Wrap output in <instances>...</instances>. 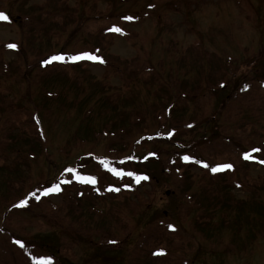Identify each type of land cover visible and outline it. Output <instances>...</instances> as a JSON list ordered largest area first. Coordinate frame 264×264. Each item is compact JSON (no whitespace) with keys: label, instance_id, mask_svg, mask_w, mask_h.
<instances>
[{"label":"rangeland","instance_id":"obj_1","mask_svg":"<svg viewBox=\"0 0 264 264\" xmlns=\"http://www.w3.org/2000/svg\"><path fill=\"white\" fill-rule=\"evenodd\" d=\"M22 1L26 2L22 16L38 13L39 1ZM10 3L2 0L0 7L7 9ZM50 5H56L60 14V7L71 12L77 8V12L60 27L51 25L50 35L62 30L58 45L42 47L39 53L25 44L28 64L52 49L77 54L95 47L102 51L103 63L88 59L86 67L67 68L68 76L59 67H33L24 73L33 85L20 79V67L0 77V107L8 99L24 101L2 116L9 117L12 127L0 134V158L12 170L14 163L19 172L12 182L18 192L0 188V226L24 247L0 233V245L10 249L0 250V264H27L32 255L50 264H106L98 255L100 249L112 250L113 256L122 254L124 264H181L193 256L194 264H264V228L257 231L255 227L251 234L244 221L223 224L225 212H219L224 204L232 213L238 206L244 214L251 213L250 179L264 183V149L249 150L250 158H242L250 147L264 144V0H58L56 4L49 0L42 3L44 14H49ZM31 17L33 27L40 26L44 35L41 17ZM9 20L12 25L0 18V58L12 65L19 62L18 55L3 44L18 41L20 21L15 13ZM113 26L126 34L110 31ZM140 64L147 65L151 76L155 74L142 87L137 80ZM170 73L178 89L168 91L165 83L161 91L157 84L150 88L156 75L169 81ZM241 83L245 86L240 87ZM99 88L113 93L120 113L126 109L134 114L122 122L117 113L97 107L96 99L103 98ZM36 94L43 101L31 102L29 97ZM171 100L181 107L167 118L162 113ZM23 110H29L30 116H13ZM33 113L40 122L39 134L30 120ZM19 120L25 130L16 127ZM168 127L174 129V140L184 147L182 151L187 150L186 155L178 153L173 143L142 138L164 134ZM9 133L21 135L18 143ZM152 152L157 156L146 158ZM88 154L103 159L109 169L117 168V179L103 163L80 160ZM129 156L134 159L126 161ZM184 156L190 160L185 162ZM228 163L234 169H226L227 173L211 171ZM77 167L85 178L76 179L91 187H66L64 193L47 194L51 187H39L41 193L28 203V209L12 206L20 195L53 182L63 170L74 176L72 169ZM221 183L227 187L221 189ZM206 185L218 189L214 196L205 193ZM78 194L87 197L78 200ZM77 208L86 213L84 221L90 226L85 229L87 241L75 234L82 221L73 223L80 214L74 211L73 219L65 217L68 232H63L51 257L38 246L40 237L57 232V227H50L55 212ZM101 218L108 222L104 228L111 226L106 233L96 229ZM158 226L176 233H166L163 227L158 231ZM160 247L163 253L155 256L154 252H162ZM189 247L191 255L184 257L182 248Z\"/></svg>","mask_w":264,"mask_h":264},{"label":"trees","instance_id":"obj_2","mask_svg":"<svg viewBox=\"0 0 264 264\" xmlns=\"http://www.w3.org/2000/svg\"><path fill=\"white\" fill-rule=\"evenodd\" d=\"M5 1L7 3H8V1L12 2V4L10 3V5L7 6L8 7L7 9H3V7H0V14H3V16L6 19V21L4 23L12 25L9 19H10V16L13 15L14 13L16 15V19H19L20 22H18V25H19L18 38H17L18 41L14 42V43H13V41H11L7 45L3 44V46L6 47L7 49L14 50V52L18 55L19 62H17V64H13L12 63V65L11 64H6V63H4L2 58H0V77L3 76L6 72H9V71L17 72L16 68L20 67V71H23V73H19L20 79L26 81L28 83V85H31V84L33 85V83L31 82L32 79L31 78L29 79L28 75H27L29 69H31L33 67H38L40 70H45L47 68H52L53 69L55 67H59L60 70L62 69L64 71H66L67 68H71V67H74V66L76 67V69L78 67L83 68V67H86V66H88L90 64V61L88 59H81V60H77V61H72L70 59V57L79 55L81 53H90V54L95 55L97 57H100L102 59V57H101L102 54L100 53L102 51H100V49L96 48V47L91 49V50H89V48H84L83 50L81 49V50H79L77 52V54L73 53V52H64V51H62V49H58V51H56L55 49H52L50 51V54L46 53V55L44 57L40 56L37 60H34L33 63H31L29 65L28 64V59L26 57L27 55L24 52V50L26 49L25 48V44L28 43L27 45H29V47L31 49L35 48L37 50V52H39V53L42 51V49H43L42 47L45 48V46H46V48H48V46L54 47L55 45H58L59 44V35H62L61 34L62 30H59V32H55V30H53V33L50 35L51 25H57L58 27H60L61 23L64 21L65 18H67V20L72 19L73 15H75V13L77 12V8H75V12H73V11L71 12L68 7H60L61 8V14H60L59 11H58V8L56 7V5H50L51 10H50L49 14L46 15V14L43 13V10L45 9V7L42 6V3L43 2H47L49 0H34V1H39L40 2V5L38 7H36V10L38 11V13L35 14L33 12L30 16H22V14L24 13L23 8L26 6V2L25 1H22V0H8V1L5 0ZM53 1L56 4V2L58 0H50V2H53ZM0 2H2V0H0ZM16 5H18L19 8L16 7ZM34 15H38L39 19L41 17V20H43V24L42 25H44V27L46 28V31H44L45 32L44 35H43V30H41L40 26L33 27L32 21L34 22V20H33V18L31 16H34ZM22 17H24V18H22ZM45 23L48 24V28L46 27ZM26 27H29L30 29H28ZM65 27L66 26L64 25V28ZM122 32H123V34H126L125 30H122ZM77 41L78 40H76L75 43H78ZM75 43H73V45H75ZM9 45H15V47L14 48H10ZM0 46H2V44H0ZM98 52L100 54H98ZM54 55L63 56L64 60H62V61H52L51 63H45V61L50 60L51 57L54 56ZM98 63H101V62L98 61ZM26 66H29V67H26ZM140 67H142V69L139 70V75H138L139 77L137 78V80L140 78L139 79L141 81L140 85L142 87V86H146L148 84V81H149L148 78L149 77H152V78L155 77V74L151 76L152 72H151L150 69L147 68V65L144 66L143 64H140ZM168 69H169L170 72L173 70L172 68H168ZM134 70H136V67L130 69L129 71L133 73ZM25 72L27 74H24ZM12 74L14 75V73H12ZM66 74L68 76L69 72L66 71ZM152 80L153 81H152V85H151L150 88L153 87V84H155V85L157 84V91H161L162 90L164 83L167 84V90L168 91H172L173 89H178V88H175V86H177V83H176V81L173 80L172 73H170V80L169 81H165V79L163 77H159L157 75H156L155 83H154V79H152ZM43 81H45V80H43ZM46 83H48V85H52L49 82H46ZM243 86H245V83H241L240 84V87H243ZM108 88L110 89L111 87L108 86ZM99 89H102V88H99ZM40 90L41 89H38L37 94L39 93ZM9 93H10V90H8V94H7V92H5V93L2 94V96H5L6 94L9 95ZM37 94L35 95V97L33 99L31 97H29L30 100H32L31 102L39 101V100L43 101L42 99H40L38 97ZM48 95H51V94L49 93ZM99 95H103V98H102L101 101H100L99 98L96 99V100H98V103H100V104H96V106L100 107V109H109V110L112 111V113H117L119 115V117H120L122 122L125 121L126 115L130 116V115L134 114L133 111H129V110H126V109H125V111H122L120 113L121 109L119 110V108L117 109L118 106H114L115 103H117V100H116V97H114L113 93L108 94L107 92H105L104 89H102V92ZM172 97L174 98V96H172ZM57 98L58 99H61V98L64 99V102L66 103V98L65 97L57 94ZM158 100L161 101V98H158ZM166 101H169V100H166ZM172 101L173 100H171V102L169 103L167 108H165L164 112L162 113L167 118L169 117V114L177 112V110L181 107L180 105H178V101L177 102H172ZM3 102H4V106L0 107V134L5 133L6 131H8L9 127H12V126H10V125H12V123H11L9 117L7 116L6 118H3L2 116H5L8 111H11V110L13 111L15 105L24 103V101L22 99L21 100L17 99V100H13V101H11V99L10 100L8 99L7 101H3ZM79 105H81V104H79ZM73 108L76 109V106H73ZM78 108H80L79 111L82 109L81 107H78ZM122 109H124V108L122 107ZM29 114H30L29 110H23L21 112H16V115H13V116H21V117L22 116H30ZM37 118H38V116L36 115V113L31 114V119H30L31 123H32V125L35 126L36 129H38L36 131H38L37 133L39 134V132H41L40 131L41 128H40L39 119H37ZM176 118H180L181 119L182 116H176ZM133 120H134V122H137L139 119L138 118H134ZM16 124H17L16 125L17 128H21V130H25V128H23V125L25 126L23 120H19L18 122H16ZM193 125H194V123H193ZM166 131L167 132L164 133V134H162V133L145 134V135H143L142 138H144L148 142H164V143L167 142V144L173 143V145L175 144L174 148L177 151H179L178 153L182 152V154L185 153V155H186L187 154L186 153L187 150L185 149V151H182V149L184 147L181 145V143L179 141L174 140V137H173L174 129L172 127H168V129ZM22 135H23V132H22ZM7 136H12V141L18 143V141L20 140L19 136H21V135L14 136V134L9 133ZM25 141L27 143L31 144V142H29L27 140H25ZM254 149H259V151H253ZM260 149L261 150L264 149V144H255V146H252V148L250 147L249 149H247L245 153H249L250 152L249 150H251V152L259 153ZM243 155H244V153L242 154V158H244ZM91 156H93V155L92 154H88L86 156L84 155V156H82L80 158V160H85L87 158H92V159H94V161H97V163H99V164L103 163L104 167L106 169H109L108 165L103 162V159L93 158ZM156 156H157V154L152 152V154H150V159L151 158L154 159ZM133 159H134L133 156H129V157L126 158V161H128V160L132 161ZM228 164H230V163H228ZM202 165L200 166L201 168H203ZM232 168L234 169V167H232ZM72 170H73L74 176L71 175L69 172H64V170H63L58 175V178L54 179L53 182H48V183L45 182L43 184H39L38 186L28 190L29 192L27 191L25 193V196L24 195H22V196L20 195L19 196L20 198L17 199L15 201V203L12 204V206L13 207H17V208H22V209H24V208L28 209V203H30L32 200L34 201L35 198L39 197V194L41 193V190H42L39 187H42L43 189H46L47 187H52L53 185L62 184V188L60 190V193H64V189L66 187L67 188H73V187H78L79 188V186H85V188L86 187L89 188V187L92 186V185H86L87 183L83 182L85 177H83L84 175H82L79 172L80 168L77 167V168H73ZM113 170H115V171H113ZM227 172H229V170H223V172L219 171V172H216V173L218 175H222V174L227 173ZM108 173L110 175L114 176V179H117L116 175H118L119 170L117 168L111 167L108 170ZM18 176H19V172L17 171L16 165L13 163V170H12V165L6 164V162L3 159L0 158V177H1V179H0V188H4L5 189V187H6V189H7L9 187L8 190L5 189L6 192H8V191L18 192V187L16 189H13L16 186H15V183H12L14 179L18 178ZM77 177L78 178H83L82 182L81 181L79 182V180L76 179ZM88 179L91 180V179H93V177L90 176V177H88ZM3 185H4V187H3ZM218 185H219V183L217 182L216 183L217 188H218ZM249 186L252 188L251 196H252L253 205H252V207H250L251 208V213L244 214V211L241 208V206L236 207L235 212L232 213V212L227 210L228 206H226V209H225L224 204H222V206L219 208V212H225L224 216L226 218H222V220H223L222 223L223 224H224L225 221L229 222V224H231L232 221L233 222L244 221L245 225L248 228V231L252 234L253 233V229L255 227H256L257 231H259L260 228L261 229L264 228V200L261 199V193L264 192V183H262L261 181L256 180V179H250ZM225 187H227V185L222 184V183L220 184V188L221 189L225 188ZM231 187H233V186H231ZM217 190H215V191H217ZM204 191H205V193H208L211 196H214L215 191L213 190V187H211L210 185H206V187L204 188ZM253 191H255V192H253ZM78 196H76L77 197L76 199H78V200L82 199L84 197H87V196H83L81 194H78ZM97 197H100V196L97 195ZM21 201H25L24 205L23 206H18V205H20ZM77 210L80 211V214L76 215L75 218L73 219V216L71 215V213L74 212V211H77ZM84 213L85 212L80 210V208H77L76 210L73 209L71 212L70 211H68V212H61V211L55 212V216L51 217L52 222L50 224V227H55V228L57 227L59 230L57 229V232L55 230H53L56 233V235H55V233H53L51 237H49V236L46 237V238L45 237H40V242H39L38 246L44 247V249L47 252H49L51 257L55 255L56 247L60 244V240L62 239L63 232H68L67 225L64 226V224H63V221H64L65 217H67V216L71 217L73 219V223L74 222H78L80 220L82 221L81 227L80 226L75 227V230H76L75 234L77 233V235L79 237H81V236L85 237L84 236V234L86 233L85 229H89L90 226H89V223L87 222V220L84 221V216H86V213L85 214ZM59 217H61V218H59ZM105 218H107V217H105ZM116 219L118 220V216H116ZM101 220H102V218L99 220L98 223L96 221V229H98V227H100L101 230H104V232L106 233L108 230L111 229V226H109L107 229L104 228L103 225L104 224L107 225V223H108L107 219L102 220V222H101ZM207 221H211V220H207ZM47 223H50V222H47ZM220 224H221V222L219 223V225ZM237 226L233 225V228L235 229ZM162 227L163 226H158L157 230L158 231H162L161 230ZM163 229L165 230L166 233H176L175 231L171 230L170 228L168 229V228L163 227ZM203 230H204L203 228H202V230L199 229V231H203ZM0 233L3 234V235H6L7 239L9 238L10 240H12L13 243H17V241H20L18 238L14 237L13 233L11 231H9L8 229H6L4 226H0ZM96 235L98 236V234H96ZM158 235L159 234H157L156 236H158ZM174 235H176V234H174ZM85 238H86V241H87V237H85ZM151 239H154V238H151ZM86 241H84V242H86ZM111 243H113V242H111ZM20 244L24 245V243L22 241L20 242ZM1 249L10 250V249L4 248V246L0 245V250ZM160 250L162 251V247H160ZM182 250L185 251L184 252V257H189L191 255V254H189L190 251H191L190 247L188 249L182 248ZM99 252L100 253H98V255L99 254L101 255V258L103 259L104 263H106V264H124V261L126 259L125 256L124 257L122 256V254H120V256L119 255L113 256V252L110 249H107V250L100 249ZM4 253L7 254V252H5V251H4ZM154 253H155V256H156V255H158L160 253H163V251L162 252L156 251ZM193 259H194V256H193V258H190L189 260H186L187 262H184V263H181V264H194L195 262L193 261ZM39 262L40 261H38V259L35 258L34 255H32V256H30L28 258V263L27 264H39Z\"/></svg>","mask_w":264,"mask_h":264},{"label":"snow or ice","instance_id":"obj_3","mask_svg":"<svg viewBox=\"0 0 264 264\" xmlns=\"http://www.w3.org/2000/svg\"><path fill=\"white\" fill-rule=\"evenodd\" d=\"M0 18H5V17H3V14H0ZM125 19L132 20L133 18L132 17H125ZM110 31H114V32L119 33V34H123L122 29H120L119 27H116V26H113V28L110 29ZM9 47L10 48H14L15 45H9ZM70 59L72 61H77V60H81V59H89V60H92V61H99V62L103 63V60L100 57H97V56L92 55L90 53H81L79 55L70 57ZM62 60H64L63 56L54 55V56L51 57L50 60L45 61V63H51L52 61H62ZM253 151H259V149H254ZM244 158L245 159H249L250 158V154L245 153ZM183 159H184L185 162H188L190 160V157L184 156ZM261 162L264 163V161H261ZM203 166L204 167H209L207 164H204ZM232 167L233 166L231 164H221V165H217L216 167H212L211 171L213 173H216V172L223 171V170H226V169H231ZM69 171H71V170H69ZM113 171H115V170H113ZM129 175H131V173H129ZM143 178L146 179V177H143ZM93 183H95V181H93ZM110 190H112V189H110ZM115 190L118 191V189H115ZM58 191H60L59 185H53L51 188L46 190V194H47V192H58ZM24 203H25V201H21L20 205H18V206H23ZM17 243L20 244V241H17ZM20 246L23 247V244H20ZM39 264H50V260L41 259Z\"/></svg>","mask_w":264,"mask_h":264},{"label":"water","instance_id":"obj_4","mask_svg":"<svg viewBox=\"0 0 264 264\" xmlns=\"http://www.w3.org/2000/svg\"><path fill=\"white\" fill-rule=\"evenodd\" d=\"M165 194H166V195H168V194H169V192L167 191Z\"/></svg>","mask_w":264,"mask_h":264}]
</instances>
